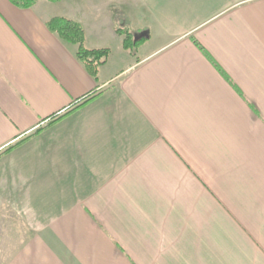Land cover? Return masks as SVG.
I'll return each mask as SVG.
<instances>
[{"label":"crops","instance_id":"0c3cea01","mask_svg":"<svg viewBox=\"0 0 264 264\" xmlns=\"http://www.w3.org/2000/svg\"><path fill=\"white\" fill-rule=\"evenodd\" d=\"M0 217L1 264H264V0H0Z\"/></svg>","mask_w":264,"mask_h":264},{"label":"trees","instance_id":"16d2710c","mask_svg":"<svg viewBox=\"0 0 264 264\" xmlns=\"http://www.w3.org/2000/svg\"><path fill=\"white\" fill-rule=\"evenodd\" d=\"M19 9H30L38 3L46 1L49 3H59L62 0H10ZM49 30L59 36L61 40L77 46V58L85 66L89 74L98 79L99 69L106 65L110 56L109 49L92 50L85 47L86 34L83 26L67 18H53L47 23ZM124 36L123 46L131 54L142 43V40L136 41L135 36L129 31L117 30Z\"/></svg>","mask_w":264,"mask_h":264},{"label":"rangeland","instance_id":"374dc122","mask_svg":"<svg viewBox=\"0 0 264 264\" xmlns=\"http://www.w3.org/2000/svg\"><path fill=\"white\" fill-rule=\"evenodd\" d=\"M119 26H121L122 28H125L127 25L125 23H123V20L121 19L119 21ZM132 27L129 26V30L132 31L131 29ZM133 32V31H132ZM8 221L7 220H3L0 217V224L3 227V229L0 230V264L2 263V261H5L8 257V240H7V225ZM10 245V243H9Z\"/></svg>","mask_w":264,"mask_h":264}]
</instances>
